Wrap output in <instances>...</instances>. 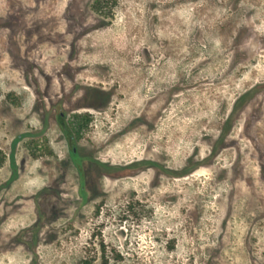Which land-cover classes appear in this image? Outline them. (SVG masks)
Instances as JSON below:
<instances>
[{
	"label": "rangeland",
	"instance_id": "obj_1",
	"mask_svg": "<svg viewBox=\"0 0 264 264\" xmlns=\"http://www.w3.org/2000/svg\"><path fill=\"white\" fill-rule=\"evenodd\" d=\"M0 264H264V0H0Z\"/></svg>",
	"mask_w": 264,
	"mask_h": 264
},
{
	"label": "trees",
	"instance_id": "obj_2",
	"mask_svg": "<svg viewBox=\"0 0 264 264\" xmlns=\"http://www.w3.org/2000/svg\"><path fill=\"white\" fill-rule=\"evenodd\" d=\"M67 136L69 137V139H72V138H71V129H69V128H68V130H67Z\"/></svg>",
	"mask_w": 264,
	"mask_h": 264
},
{
	"label": "flooded vegetation",
	"instance_id": "obj_3",
	"mask_svg": "<svg viewBox=\"0 0 264 264\" xmlns=\"http://www.w3.org/2000/svg\"><path fill=\"white\" fill-rule=\"evenodd\" d=\"M73 151H74V148H73Z\"/></svg>",
	"mask_w": 264,
	"mask_h": 264
}]
</instances>
